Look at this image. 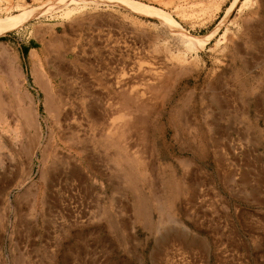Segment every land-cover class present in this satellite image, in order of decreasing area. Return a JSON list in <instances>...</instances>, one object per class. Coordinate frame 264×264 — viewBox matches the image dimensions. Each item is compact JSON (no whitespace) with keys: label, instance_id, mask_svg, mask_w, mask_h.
Masks as SVG:
<instances>
[{"label":"rangeland","instance_id":"rangeland-1","mask_svg":"<svg viewBox=\"0 0 264 264\" xmlns=\"http://www.w3.org/2000/svg\"><path fill=\"white\" fill-rule=\"evenodd\" d=\"M2 25L0 264H264V0H0Z\"/></svg>","mask_w":264,"mask_h":264},{"label":"bare ground","instance_id":"bare-ground-1","mask_svg":"<svg viewBox=\"0 0 264 264\" xmlns=\"http://www.w3.org/2000/svg\"><path fill=\"white\" fill-rule=\"evenodd\" d=\"M12 28V26H4V25H2V26H0V36L1 35H3L4 33H5V31H7L8 29H11ZM251 40V39H250ZM32 55V54H31ZM32 57V59H33V66H32V72H33V74H34V77H35V79H36V81L38 82V84H40V86H41V90H44L45 92H46V96H47V98H46V103H45V107H46V109L48 110H46L47 112H52V111H54L53 110V102H52V95H51V92H50V87L49 86H47L48 84H46L45 83V81L43 80V78H45V77H43V69H42V65H41V67L39 66V64H38V56L36 55V54H33V56H31ZM261 60H263V59H261ZM40 63V62H39ZM12 72V71H11ZM45 73V72H44ZM10 76V75H9ZM13 76V75H12ZM47 76V75H46ZM161 76V75H160ZM155 77H157V76H155ZM47 78V77H46ZM47 81H50V80H47ZM163 81H164V79H163ZM166 81H168V80H166ZM157 83V82H156ZM49 84H50V82H49ZM158 84V83H157ZM161 84V83H160ZM52 85H53V83H52ZM51 85V86H52ZM168 85V84H167ZM49 87V88H48ZM49 89V90H48ZM164 89V88H163ZM53 91V90H52ZM123 93V92H122ZM121 93V94H122ZM125 93V92H124ZM128 93V92H127ZM131 93V92H130ZM126 94V93H125ZM136 94V93H135ZM134 95V94H133ZM130 96V97H129ZM140 97L141 96V94H139V95H137V96H134V97ZM133 97V96H132ZM142 97V96H141ZM216 97V96H215ZM135 98V99H136ZM135 99L134 98H132L131 99V95H125L124 96V102H122V103H126L128 106L129 105H133V106H131V108L133 107L134 108V114L132 115L131 113V115L134 117L135 116V118H136V120H135V124H132V123H130V124H132V125H129V123L127 124V122L125 123V124H127L128 126H126L125 127V129L126 130H128L129 132H130V130L131 131H133V130H139V128L138 127H141L142 126V122H143V120H145V118H146V115L148 114V107H147V105L148 104H146V103H144V101H142V103H141V101H137L139 98H137V102L135 101ZM59 100V99H58ZM215 100V99H214ZM217 102V101H216ZM58 103H60V102H58ZM125 105V104H124ZM65 106V105H64ZM99 106V105H98ZM126 107V106H125ZM130 107V106H129ZM127 108V107H126ZM184 108V107H183ZM22 109V108H21ZM130 109V108H129ZM183 110V109H182ZM59 111H60V109H59ZM132 111H133V109H132ZM57 112V111H56ZM66 112V111H65ZM64 113V112H63ZM52 114V113H51ZM182 114V113H181ZM56 115V114H55ZM59 115V114H58ZM102 115V114H101ZM149 115V114H148ZM35 116V115H34ZM97 116V115H96ZM99 117H102V116H100V115H98ZM64 117V116H63ZM23 118H24V123L26 124V126L27 127H29V128H35L36 129V131H37V133H36V135H34V137L35 136H37V135H41L42 134V127H41V124L40 125H36V122H34V120H33V117H32V111L30 110V108H29V110L28 109H26V108H24V109H22V121H23ZM57 118V117H56ZM60 118V117H59ZM103 118V117H102ZM99 120H100V118H98ZM103 120V119H102ZM19 121V120H18ZM59 121V120H58ZM107 122V121H106ZM110 122V121H109ZM100 123V122H99ZM103 124H105L104 122H102ZM114 123V122H113ZM119 123V122H118ZM123 124H124V122H123ZM34 125H35V127H34ZM114 125V127H115V125L117 126V124L116 123H114L113 124ZM119 125H120V123H119ZM119 125H118V127H119ZM108 126H110V125H108ZM111 127V126H110ZM117 127V128H118ZM215 127V126H214ZM28 128V129H29ZM107 128V127H106ZM111 128H113V126L111 127ZM35 129H33V130H35ZM110 128L108 127V129H106L107 131L109 130ZM116 129V128H115ZM121 129V130H120ZM119 130L122 132V130L124 129V127L122 126V128H120ZM32 130V131H33ZM126 130H124L123 132L125 133V131ZM142 130V129H141ZM35 131V132H36ZM106 131V132H107ZM128 131L125 133L126 134V136L128 135ZM115 132H117V130H115ZM121 132H117L118 133V135H120V137L119 138H121L122 136V134H123V132L121 133ZM136 132V131H135ZM51 133V132H50ZM99 133V132H98ZM109 133V132H108ZM113 133H114V129H113ZM113 133H112V135H113ZM120 133V134H119ZM26 134V133H25ZM109 134H111V133H109ZM115 134V133H114ZM102 135V134H101ZM116 135V134H115ZM114 135V136H115ZM124 135V134H123ZM141 135H142V133H141ZM30 136H32V135H30ZM30 136H28L29 137V140L30 139H32V137L30 138ZM100 136V135H99ZM117 136V135H116ZM210 137H213V136H210ZM41 138V137H40ZM48 138H50V136L48 137ZM107 138V137H106ZM115 138H117V137H115ZM36 139V138H35ZM142 139V138H141ZM33 140V139H32ZM37 140H39L38 138H37ZM43 140V139H42ZM46 140V139H45ZM64 140V139H63ZM65 140H67L68 142H70L69 144H74V142H76L75 141V139L74 138H69V139H65ZM115 141V142H110L111 143V146H114V147H116V148H118V149H120V150H124L126 147L125 146H123V144L122 143H124V142H122L121 143V145L124 147V149H123V147L121 146V145H119V141H117L116 139H113V137H112V141ZM144 141V140H143ZM214 141H219V140H215L214 139ZM29 142H33L34 143V141H29ZM48 142V141H47ZM63 143H65V141L63 142ZM38 144V143H37ZM46 144V143H45ZM68 144V143H67ZM76 144V143H75ZM78 144V143H77ZM29 145V144H28ZM33 145V144H32ZM44 145V144H43ZM127 145V144H126ZM215 145V144H214ZM39 146V145H38ZM41 146V145H40ZM70 146V145H69ZM219 146V145H218ZM106 147H108V146H106ZM113 147V148H114ZM41 148V147H40ZM110 148V147H109ZM31 148H29V150H30ZM34 149V148H33ZM35 149H36V147H35ZM34 149V150H35ZM51 149V148H50ZM126 149H128V148H126ZM26 150V149H25ZM32 150V149H31ZM38 150V149H37ZM37 150H35V151H37ZM42 150V149H41ZM45 150H46V147L43 149V151H42V153L43 154H45ZM74 150V149H73ZM121 151V152H122ZM125 151V150H124ZM123 151V152H124ZM52 152V151H51ZM122 152V153H123ZM53 153V152H52ZM118 153V152H117ZM116 153V154H117ZM125 153V152H124ZM129 153V152H128ZM57 154V153H56ZM118 154H120V152L118 153ZM117 154V155H118ZM46 155V154H45ZM122 155V154H121ZM120 155V156H121ZM125 155H126V153H125ZM124 155V156H125ZM51 156H53V155H51ZM120 156H118V157H120ZM129 156V154L128 155H126L124 158L126 159H123V160H125L126 162H127V165H130L131 166V168H128L129 169V172H130V170L132 171V174H136V172H135V170H136V168H138L137 166H139L140 167V162H138L139 160H137L136 158H138V156L136 157V158H134L133 156H131V158L130 157H128ZM44 157H46L47 158V156H44ZM58 157V156H57ZM134 159H133V158ZM121 158V157H120ZM141 164H142V162H141ZM185 164H187L188 165V163L187 162H185ZM129 166V167H130ZM142 166V165H141ZM138 169H141V167L140 168H138ZM138 169H137V171H138ZM75 170V169H74ZM75 173V172H74ZM140 174L141 172H137V174ZM51 174H53V173H51ZM142 174H143V176H144V174H145V172H143L142 171ZM47 175H49L48 173H47ZM121 175V174H120ZM123 175V174H122ZM147 175V174H146ZM145 175V176H146ZM47 177V176H46ZM49 177H51V176H49ZM53 177V176H52ZM121 177V176H120ZM137 177H139V175H137ZM137 177H136V179H137ZM140 177H142L141 175H140ZM148 177V176H147ZM41 178L42 179H44L45 177H44V175H42L41 176ZM146 178V177H145ZM145 178H144V180L143 181H145ZM138 179H141V178H138ZM146 180H147V178H146ZM125 181V180H124ZM127 181V180H126ZM141 181H142V179H141ZM165 182L167 181V180H164ZM167 183H169L170 184V181H167ZM123 184V183H122ZM129 184V183H128ZM172 184V183H171ZM117 185V184H116ZM175 185V184H174ZM178 185V184H177ZM119 187H120V185H119ZM135 188V187H134ZM175 189H176V192H178L177 190H179V189H177V187H174ZM173 191V190H172ZM175 192V191H174ZM177 194V193H176ZM161 198V197H160ZM154 199V202H156L157 201V203H158V198H153ZM155 199H156V201H155ZM149 200V199H148ZM167 202V201H166ZM159 203H160V201H159ZM162 203H164V201L162 202L161 201V203L160 204H162ZM159 204V205H160ZM158 205V204H157ZM148 206V205H147ZM155 208H157L158 209V211L160 212V213H162V215H163V212H165L166 210H165V208H163V206H162V208H161V206H155ZM168 207H166V209H167ZM143 210V209H142ZM168 210H169V208H168ZM167 212V211H166ZM159 213V214H160ZM167 213H169L170 214V212H167ZM138 216V215H137ZM169 216V215H168ZM163 219V218H162ZM161 219V220H162ZM169 220V219H168ZM166 222V221H165ZM167 223H168V221H167ZM172 223V222H171ZM159 228V227H158ZM180 233H182V232H180ZM172 234V233H171ZM177 235L179 236V233H177ZM176 237V236H175ZM180 237H181V235H180ZM182 238V237H181ZM165 240V239H164ZM183 240V239H182ZM185 241V240H184Z\"/></svg>","mask_w":264,"mask_h":264},{"label":"crops","instance_id":"crops-1","mask_svg":"<svg viewBox=\"0 0 264 264\" xmlns=\"http://www.w3.org/2000/svg\"><path fill=\"white\" fill-rule=\"evenodd\" d=\"M1 46V45H0ZM22 53L25 55H27L28 57H31V54L33 51H37L38 52V42L37 41H32L30 42L29 44H25L22 48ZM39 54V52H38ZM131 215L135 216V217H138L137 216V213L135 211V209H132L131 211ZM138 219V218H137ZM115 248V245L113 244L112 245V250ZM111 249V246H109V250ZM114 261V256L110 255L109 258L107 259V262L108 264H112V262Z\"/></svg>","mask_w":264,"mask_h":264},{"label":"trees","instance_id":"trees-1","mask_svg":"<svg viewBox=\"0 0 264 264\" xmlns=\"http://www.w3.org/2000/svg\"><path fill=\"white\" fill-rule=\"evenodd\" d=\"M2 40V39H1Z\"/></svg>","mask_w":264,"mask_h":264}]
</instances>
